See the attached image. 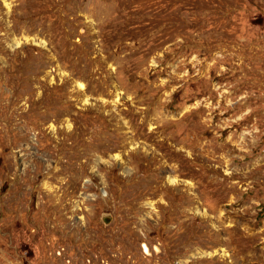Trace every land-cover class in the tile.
Instances as JSON below:
<instances>
[{
    "label": "rangeland",
    "instance_id": "1",
    "mask_svg": "<svg viewBox=\"0 0 264 264\" xmlns=\"http://www.w3.org/2000/svg\"><path fill=\"white\" fill-rule=\"evenodd\" d=\"M0 264H264V0H0Z\"/></svg>",
    "mask_w": 264,
    "mask_h": 264
},
{
    "label": "water",
    "instance_id": "2",
    "mask_svg": "<svg viewBox=\"0 0 264 264\" xmlns=\"http://www.w3.org/2000/svg\"><path fill=\"white\" fill-rule=\"evenodd\" d=\"M101 220L105 223L108 224L111 221V216L108 214H102L101 215Z\"/></svg>",
    "mask_w": 264,
    "mask_h": 264
}]
</instances>
